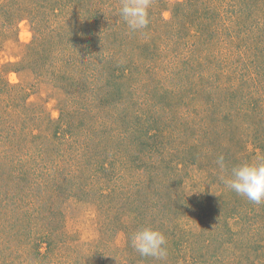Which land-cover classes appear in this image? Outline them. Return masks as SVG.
<instances>
[{"label": "trees", "instance_id": "trees-1", "mask_svg": "<svg viewBox=\"0 0 264 264\" xmlns=\"http://www.w3.org/2000/svg\"><path fill=\"white\" fill-rule=\"evenodd\" d=\"M3 2L4 0H0V6ZM7 2L8 6L19 2L22 6L21 12L18 13L17 20L7 13L6 18L0 14L1 24L15 23L35 13L42 18L51 15V19L76 15L73 26L78 28L79 33L72 31L75 36L69 38L67 42L69 48L85 35L92 39L97 34L105 35L110 43V49L105 52L107 57L103 66L107 67V73L99 86L102 93L114 92L111 87L117 91L120 85L128 84L130 81L139 83L143 80L147 85L152 82L160 85L162 73L173 74L168 78L173 77L175 81L177 77L174 73H180V84L185 85L183 91L200 93L206 73L216 77L221 74L219 77L221 78L222 74L229 72L225 84L218 85L220 91L214 92L220 98L221 117L208 120L210 128L203 124L202 130L189 133L188 124L179 123L180 129L186 128V132L183 131L175 142L168 141L173 131L171 124L167 125L165 121L171 116L170 114L164 116L162 112L165 110L159 111L156 107L152 115L138 112L133 123L118 131L123 141L131 142L132 146L140 151L137 160L133 158L134 164L130 165L139 169L154 155H159V160L161 157V162L147 168V174H150L148 181L142 183L138 180L134 191L129 189L128 176H121L118 184L117 181L110 184L109 176L113 172L117 173L118 168L113 167V172H110L105 158L101 160L92 156L97 141L84 138L78 147L75 143L77 133L71 129L73 123L64 127L59 126L54 138L62 137L60 142H56L61 145L62 156L67 161L73 159L74 155H71L73 150H79L85 155L83 160L63 176L61 175L63 169L55 167L58 170L56 173L61 175L54 177L55 183H51V178L35 179L32 166L28 165L29 161H26V158H18L19 155H27L26 149H31V156L37 154L38 163V158H43L44 154L49 152L44 145H35L34 137L37 133L30 134L28 129L20 132L22 121L27 120V118L22 120V116L27 117L24 108L29 109L31 103L15 96L22 93L15 84L8 83L10 87L19 91L0 87V92L3 91L1 95L9 96L2 100L3 108L7 109L0 111V244L1 240L10 242L9 246L5 250L0 249V252L11 255L12 258L9 256L7 264L15 263L14 255L20 258L22 264H125L127 260L121 259L127 253V249L125 251L119 249L118 253L116 246L98 242L88 247L83 246L82 250L78 242L71 240L67 227L58 223L61 219L57 215L58 208L64 202V198L59 196L60 193L54 186L62 182L69 184L68 191L63 192L70 196L68 200L80 199L76 192L85 186L82 193L92 195L94 203H91L96 206L100 219L107 220L110 217L119 219L124 224L122 228H126L130 237L139 228L149 227L148 224H153L154 227L151 228L168 231L172 234L170 242L166 245L169 252L176 250L184 254L186 253L184 251H192L193 239L201 241V236L209 237L207 234L213 231L221 236L223 230L228 228L235 235L236 231L228 223L232 217L229 216V211L222 214L214 207L218 213L216 214L197 202L196 196H187L183 190H178L177 185L183 186V183L179 184V180L183 179L179 176L183 173L174 175L169 170L180 165L191 166L198 159L206 156L208 158V150L205 149L212 150L219 145L221 147H218L217 151L224 147L229 153L232 149L233 154L240 150L249 152V147H244L245 135L252 142L253 148L259 151L258 153L253 151L250 153L253 157L246 156L244 159L251 162L255 161L256 156L257 158L264 156V0H183L176 1L172 6H168L164 0H150L149 24L137 32L129 30L120 17L121 0H67V6H61L59 0H10L11 3L7 0ZM55 4L61 6L60 9L54 7ZM69 8L67 16L59 17V11L64 12ZM161 11L171 14L165 23L159 18ZM8 12L11 13L9 10ZM32 18L38 22L35 17ZM55 23L58 24L56 20ZM58 26L61 28V25ZM47 30H51V38L55 43L61 35V30L47 27L44 31ZM33 44L36 46L35 58L47 61L44 56L46 51L41 47L42 43ZM68 44L63 46L67 47ZM48 51L51 53L53 50ZM50 61L48 59L44 70H48ZM218 70L220 71L217 72ZM148 71L151 74L146 79L143 74ZM88 80H92L93 83V79ZM248 89L252 96H245ZM95 90L96 87L89 93L86 89L85 95L78 94L79 98L76 94L71 95L74 102L81 101L79 103L81 111L86 118L87 114L92 118V112L97 107ZM169 92L175 93V90ZM139 97L141 98L140 93ZM122 101L127 104L125 97ZM169 104L171 107L172 103ZM18 106L24 107L14 113L10 111ZM69 115L73 117L71 113ZM154 116L159 118L155 119ZM152 117L159 121L156 133H152L150 128L143 127L146 126L144 121ZM86 120L85 125L88 126L89 119ZM164 125L168 126V138H162L166 134L164 130L166 126L164 129L161 128ZM213 140L216 143H212ZM166 157L171 159L166 161ZM232 167L234 166H230L229 169ZM229 169L224 170L229 172ZM86 170H90V174ZM138 176L142 177V174L138 173ZM212 219H220L222 222L211 221ZM165 221H169V224ZM225 234L226 230L223 235ZM228 234L232 235L229 232ZM230 240H233L237 247L236 237ZM202 242L208 243V239L205 238ZM214 256L223 258L219 253H215ZM190 261L195 263L197 260ZM208 263L207 258L202 262Z\"/></svg>", "mask_w": 264, "mask_h": 264}, {"label": "rangeland", "instance_id": "rangeland-1", "mask_svg": "<svg viewBox=\"0 0 264 264\" xmlns=\"http://www.w3.org/2000/svg\"><path fill=\"white\" fill-rule=\"evenodd\" d=\"M59 1L62 4L61 6L68 5L67 0ZM176 1L183 0H164L168 6H172ZM4 2L0 6V14L5 18L9 14L17 20V15L22 8L20 3H12L8 6L7 0H4ZM9 3H11L10 0ZM56 6L59 9L61 7L55 4L54 7ZM8 10L14 15L9 13ZM69 10L70 8L65 9L64 12L59 11V17L67 16ZM35 14L28 16L29 18L24 20H15V23H0V87L4 89L7 87L10 90L16 89L8 85V83H11L22 90V93H17L15 96H19L21 100L26 99L31 105L27 110L24 108L27 117L22 116V120L24 118H27V120H21L20 132L22 133L28 129L30 134L37 133L34 137L35 145H44L49 151L44 154L43 158H38V163L36 162L37 154L31 156V149L25 150L27 155L18 156V158H26V161H29L28 165L29 167L32 166L31 170L35 179L51 178V183H55L54 177L63 176L72 171L76 164L78 165L83 160V156L85 157L79 150L71 152V155H74L71 161H67L62 156L61 145L56 142H60L62 137L54 138V133L59 126L64 127V125L73 123L71 129L77 133L75 134V140L77 141L75 143H77L78 147L82 144L81 140L84 138L97 141L98 144L94 148L92 156L101 160L105 158L110 172H113L114 168H118L117 173L113 172L110 174V184L114 181H117L118 184L122 179L121 176H128L129 189L134 191L138 185V180L142 181V183L148 181L150 174H147V168L153 167L156 162H161V157L159 160V155H154L139 169L130 165V163L134 164L133 158L137 160L140 151L138 152V149L132 146L131 142L123 141L118 131L120 132L122 128H127L133 123L138 112L143 113V115L146 113L152 115L156 111V107H158L159 111L165 110L162 112L164 116L170 114L171 118L166 119L165 123H168L167 125L171 124L173 134L169 136L168 126L164 125L161 128L164 129L166 126L164 129L166 134L162 138H168L169 136L168 141L171 142H175L183 131L186 132V128L180 129L179 123H187L190 127V133L202 130L204 128L203 124L210 128L208 120L221 117L220 98L214 92L220 91L218 85L225 84L229 72L222 74L221 78H219L221 74L216 77L206 73L203 78L204 82H202L204 86L200 93L198 91H183L185 85L180 84V73H174L177 81L173 77L172 79L168 78L169 75L173 74L162 73L159 80L160 85L159 83L156 85L153 82L147 85L143 80L139 83L137 81H132L131 83L130 81L128 84L120 85L121 87L117 91L111 87L114 92L102 93L99 86H101V80L107 73V67L103 66L107 57L105 52L110 49V43H108L106 36L103 35L105 36L103 37L97 34L92 39L89 35H85L82 38L79 35L80 38L77 41L75 40L76 43L69 48L70 45L67 42H69V38L75 36L72 31L79 33L78 28L73 26V19L76 15H69L63 19H58L57 17L56 19H51V15L47 16L48 18H42L38 13ZM32 17H35L38 22H35ZM170 17L171 14L169 12L161 11L159 13V18H161L163 23ZM55 20L58 24L55 23ZM44 21L47 22L44 23ZM58 25H61V28ZM47 27H55L61 30V35L55 43V40L51 38V30L44 31ZM33 43H42L41 47H44V51H46L44 56H46L47 61L48 59L51 60L47 66L48 70H44L47 64L45 59L35 58L34 51L36 46ZM63 44H68V46L64 47ZM48 49L53 51L50 53ZM164 52L167 53L165 49ZM12 63L15 64L12 65ZM213 72L214 70L211 71V73ZM150 74L151 72L148 71L145 75L143 74V77L145 78L146 76L147 79ZM88 78L93 79L94 84ZM95 87V92L97 93L94 92V96L97 97V107L92 112V118L87 114L89 119L87 126L85 125L87 118L82 113L79 104L81 101L79 103L77 101L74 102L71 95L76 94L77 98H79V95L86 94V89L89 93H92ZM19 89L16 90L19 91ZM171 90H175V93H170L169 91ZM249 90L245 91L247 93L245 96L253 95ZM2 92H0V111L7 109L3 108L2 100L4 101L6 97H9L1 95ZM99 94L103 95V97ZM124 97L127 99V104L122 101ZM170 102L172 103V108L168 106ZM100 103L103 104L98 106ZM149 103L150 105H148ZM22 107L24 106L15 107L10 109V111L14 113ZM70 113L73 117H70ZM154 118L157 119L159 117L154 116ZM144 123L146 125L143 126L145 129L150 128L152 133L157 132L156 125L159 121H155L152 117V119H146ZM7 138L9 139V136ZM244 139L246 143L244 147H249V152L240 150L238 153L233 154L232 149L229 153L225 151L224 147L217 151L218 147H221L219 145L212 150L205 149L208 150V158L206 156L198 159L191 166L180 165L177 168L175 165V169L172 170L170 168L169 170L174 175L183 173L179 176L183 177V179L179 180V184L182 185L183 183V186L177 185L178 190H183L187 196H196L197 202L202 203L216 214L218 213L215 212L214 207L219 209L222 214L224 211H229V216L232 217L228 223L236 231L235 235L228 228H225V235H223L224 230L221 236H219L218 232L214 233L213 231L211 234H207L210 235L209 237L201 236V241L193 239L194 250L192 251H184L186 252L184 254H180L176 250L175 252H172V250L168 251L167 258L164 261L156 260L153 257H142L131 246L130 236L126 232V228H122L124 225L122 221L113 217L101 220L96 206L91 203L93 202L92 195H83L82 193V189L85 186L76 192L81 197L80 199L71 198L68 200L70 196L63 192L68 191L69 184L63 182L58 184V186H54L57 187L56 189L60 193L59 196L64 198V202L58 208L59 212L57 215L61 218L58 223L67 227L70 234L69 237L75 243L78 242L82 250L83 246L88 247L98 242L116 246L118 253L119 249L122 251L127 249L125 256L121 255L123 257L121 260H127L125 264H143L140 261L150 262L149 264H202L206 258L208 259V264H264V203L255 204L251 202L250 204L245 197L229 190L222 179H226L231 175L230 166L248 162L244 158L246 156L249 158L253 157V154L250 153L259 151V149L256 151L253 148V144L248 140L247 135L244 136ZM69 141L73 140L69 139ZM2 142H4V139H2ZM212 143H216V141L213 140ZM58 147L60 148L58 149ZM186 153L189 155L188 152ZM220 156L224 157L225 167L223 169L217 164V159ZM87 158L89 159V157ZM165 159L168 161L171 158L166 157ZM55 167L63 169V174L58 175L56 173L58 170ZM225 168L230 171L226 172ZM86 171H89L88 174L91 172L90 170ZM138 173L142 174V177H139ZM49 185L51 186L52 184L49 182ZM81 199L84 200L81 201ZM101 218L104 219L103 216ZM211 221L222 222L220 219H212ZM165 223L169 224V221H165ZM150 225L148 224L149 227H154L153 224ZM160 230L165 235L167 243H169L172 234L162 228ZM227 231L232 235H229ZM232 237H236L237 247L233 244V240H230ZM205 238L208 239V243L202 242ZM226 240L228 244H226ZM9 243V241L1 240L0 249L5 250ZM224 247L225 250L221 252ZM215 253L221 254L223 258H216L214 256ZM83 254L84 252H82ZM9 256L11 257V255H5L0 252V264H7L10 259ZM14 258V264H22L18 256L14 255ZM193 259L197 261L192 263L190 260Z\"/></svg>", "mask_w": 264, "mask_h": 264}, {"label": "clouds", "instance_id": "clouds-1", "mask_svg": "<svg viewBox=\"0 0 264 264\" xmlns=\"http://www.w3.org/2000/svg\"><path fill=\"white\" fill-rule=\"evenodd\" d=\"M149 7L150 0H121L119 15L129 30L137 32L149 24ZM217 164L221 169L225 167L223 156L218 157ZM222 179L229 190L252 203H264V156L232 167L231 175ZM130 242L142 257H153L160 261L167 258V240L158 229L139 228L131 235Z\"/></svg>", "mask_w": 264, "mask_h": 264}]
</instances>
